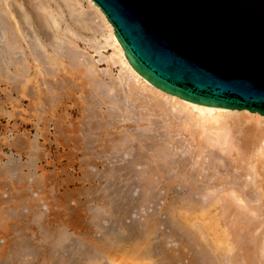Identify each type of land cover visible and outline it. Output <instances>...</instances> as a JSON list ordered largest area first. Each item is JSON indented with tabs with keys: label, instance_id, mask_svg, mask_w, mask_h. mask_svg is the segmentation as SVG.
Instances as JSON below:
<instances>
[{
	"label": "rangeland",
	"instance_id": "1",
	"mask_svg": "<svg viewBox=\"0 0 264 264\" xmlns=\"http://www.w3.org/2000/svg\"><path fill=\"white\" fill-rule=\"evenodd\" d=\"M83 3L87 5V2ZM101 39L100 36L98 40ZM79 49L86 56L90 54L89 58L93 57L94 63L99 60L96 62L99 72L111 67L115 76L119 74L120 67L117 64L110 66L106 59L100 60L99 53L94 52V48L82 40L79 41ZM111 52L110 46L101 48L102 56H109ZM3 77L0 76V262L45 264L40 253H29V248L22 250L25 246L20 245L23 244L22 238L20 240L14 235L15 226L39 222L66 227L59 243L64 248L68 246L69 252H72L71 249H76L77 242L87 243L89 238L93 239L96 235L100 237L102 229L110 227L118 217L115 210H121L118 205L122 206L124 200L122 208L125 210L132 206L131 203L134 204L128 214L122 215V219L127 225L132 224L130 229L134 226L135 229L131 232L137 233L134 234L137 236L136 257L121 251L114 264H149V261L155 264H264L261 248L264 240V192L257 185L255 164L248 165V168L252 166L249 175L238 166L242 146L240 142L231 146L224 144L223 148L217 144L213 146L207 141V133H201L202 130L194 120L188 122L191 130L184 129V124L181 123L183 116L174 118L173 112H170L173 118L169 115L170 120L165 122L155 102L149 101V94L141 88L136 92L138 102L148 105L139 107L140 114L136 117V122L123 121L122 125H130L129 129H134L139 134L148 133L151 137L155 136L152 138L154 141L156 139L167 144V149L172 151L170 158L159 159L154 156L150 163V167L156 172L152 175L155 177L152 182L157 184L152 192L143 191L139 186L144 181L141 176L144 166L139 164L138 168L136 167L138 173H134L136 176L131 173L132 176L128 174L116 181L120 190L118 197L114 193L115 186L110 185L115 179L102 172L108 164L101 162L104 158L91 162V159L83 154L85 149L74 147V143L68 141L67 136H71V131L55 129L54 124L60 119L69 124L73 117L78 123L81 114L71 102H82L79 96L82 92L76 93L73 100L71 95H67V99L58 100L53 108L46 106L42 110L44 107L36 94L38 83L30 80L26 84H20V87L12 92L10 84ZM77 101H74V104H79ZM104 104L102 103V110L105 111L108 108ZM168 105L167 103L166 106ZM144 112L147 115L142 117ZM165 137L169 139L165 140ZM20 140L25 143L22 144ZM121 154L113 153L108 166L124 162L127 165L130 156L125 155L123 159ZM169 160H176L180 169H171L168 166L171 171L167 174L161 173L158 167H162ZM9 161L18 162L21 168L15 173L7 174L4 166L9 164ZM214 166L217 169H214ZM139 176L141 181L143 180L142 183ZM218 197L220 198L217 199ZM216 199L221 200L209 207ZM181 204H188V207L204 205L199 210L209 208L211 211L208 209L207 215L210 219L206 220L205 224L207 231L211 230L210 232L216 233L217 236L222 231L229 233L226 235V243L231 246V250L220 251L207 247V237H201L197 231L189 228L188 224L180 221L178 209ZM197 214L198 218L201 217L202 211ZM117 232L120 235L127 234L122 227H118ZM226 239L221 236L220 242L223 244ZM150 248L153 254H150ZM146 249L150 255L145 254L149 258H140L139 255Z\"/></svg>",
	"mask_w": 264,
	"mask_h": 264
},
{
	"label": "bare ground",
	"instance_id": "2",
	"mask_svg": "<svg viewBox=\"0 0 264 264\" xmlns=\"http://www.w3.org/2000/svg\"><path fill=\"white\" fill-rule=\"evenodd\" d=\"M83 1L87 2V5ZM100 36L102 37L101 41L98 40ZM80 40L84 41L89 47L94 48V52H98L100 55L99 59H106L110 66L111 64H117L120 67L118 69L119 74L115 76L111 71V67L99 72L96 64L99 60L96 59L97 61L94 63L93 57H90L91 60L89 58L90 54L86 56L79 49ZM109 46L112 48L111 54L102 56L101 48ZM0 76L5 77L12 92L20 84H26L30 80L38 83L39 88H37L36 94L44 107L42 110L46 106L53 108L58 100L67 99V95H71L70 98L73 100L76 93L82 92L79 95L82 102L77 100L74 101L79 104H74V101L71 102L81 114L78 123L71 117L69 126L67 122L60 119L59 122L54 124L55 129L71 131V136H67L68 141L71 140L74 147L85 149L83 154L88 156L91 162L97 158H104L101 162L110 164L112 155L115 152H118L119 155L122 153L123 159H125V155L130 156L128 163L126 162L127 165L125 162L113 166L107 164V167L102 171L105 172V175L115 179L110 185L111 187L115 186L114 193L118 197L120 190L117 187V180L128 174L130 176L135 175L137 172L136 167L138 168L139 164L144 166L143 173L141 172L144 181L142 180V183L141 176H139L142 184H138L143 191L152 192L157 184L152 182V178H155L152 175L156 172L154 168L150 167V163L154 160V156L159 159L170 158L172 151L167 149V144L165 145L156 139L154 141L152 138L155 136L151 137L147 133L144 134L146 136L144 138L141 133L140 135L134 129L130 130V125H122L123 121L136 122V117L140 114L139 107L148 105L138 102L136 92L141 88L149 94V101L155 102L165 122L170 120L168 119L170 116L174 115V118H182L183 116L181 123L184 124V129L191 130L192 128L190 125L188 126V122L194 120L195 124L202 130L201 133H207V141L213 146L217 144V146L223 148L224 144L231 146L235 145L236 142H240L242 146L238 166L249 175L252 166L248 168V165L255 164L257 185L264 192V115L187 103L179 97H168V91L166 90H159L150 86L149 79L140 77L133 72L132 64L128 61L116 36L114 24L108 23L100 5L93 3L91 0H0ZM42 85H45V87L43 88ZM21 88L24 89V87ZM102 103L107 105V110H102ZM167 103L168 106H166ZM170 112L174 114L171 115ZM144 113L141 114L142 117L147 115V113ZM148 123L150 122L148 121ZM171 125L173 127V123ZM113 129H116V131L114 132ZM164 129L169 130L168 128ZM167 138L169 139V137ZM167 138L165 137V140ZM149 140H152V142L150 143ZM20 141L22 144L25 143L24 140ZM117 162L119 161L117 160ZM19 166L16 161H9V164L7 163L4 166V171L7 174H12L21 168ZM168 166L171 169L178 167L177 161L169 160L162 167H158L161 169L159 171L167 174L171 171ZM213 168L217 169L215 166ZM111 187L109 186V188ZM140 198L138 201H140ZM217 199L211 202L209 207L219 203L221 199ZM126 200L128 201V199ZM124 203L123 200V205H118L121 210H115L118 217L111 223V226L102 229V233L98 230L100 237L96 235L97 237L95 236L93 239L89 238L87 243L77 242L76 249H71L72 252H69L68 246L64 248L59 243L61 234L66 231V227L60 225L29 222L15 226L13 233L20 240L22 238L23 244L20 245L25 246L22 250L25 251L29 248V253H40L44 257L45 264H80L81 261L83 262L81 264H114L115 258L120 256L119 252L121 251L134 255V258L136 257L137 236L134 234L137 235V233L131 232L135 229L134 226L130 229L132 224L127 225L122 219V215L128 214L134 204L131 203L132 206L130 205L129 209L125 210V208H122ZM181 205V208L178 209L180 221L186 225L188 224L187 226L197 231L201 237H207L205 238L207 247L210 246L220 251L221 249L231 250V246L226 243V235L229 233L219 231L221 234L218 233L219 236H217L216 233L210 232V226L208 228L210 231H207L205 224L206 220L210 219V216L207 215L209 208L204 207L199 210L204 205L200 207L192 205L188 207V204L186 206ZM173 210L175 211V209ZM199 211H202L200 219L197 216ZM36 217L38 216L36 215ZM118 227L124 228L127 234L120 235L117 232ZM221 236L226 239L223 244L220 242ZM261 248L264 254V240ZM147 251V249L143 251L139 255L140 258H149L145 254L148 253ZM15 252H17L16 249ZM149 252L153 254L151 248ZM17 262L11 264L22 263V261ZM0 264L5 263L1 261ZM149 264L155 263L149 261Z\"/></svg>",
	"mask_w": 264,
	"mask_h": 264
},
{
	"label": "water",
	"instance_id": "3",
	"mask_svg": "<svg viewBox=\"0 0 264 264\" xmlns=\"http://www.w3.org/2000/svg\"><path fill=\"white\" fill-rule=\"evenodd\" d=\"M150 86L264 115V0H91Z\"/></svg>",
	"mask_w": 264,
	"mask_h": 264
}]
</instances>
